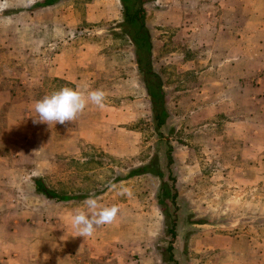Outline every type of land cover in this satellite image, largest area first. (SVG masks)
I'll return each instance as SVG.
<instances>
[{"label": "rangeland", "instance_id": "374dc122", "mask_svg": "<svg viewBox=\"0 0 264 264\" xmlns=\"http://www.w3.org/2000/svg\"><path fill=\"white\" fill-rule=\"evenodd\" d=\"M38 1L0 0V264H264V0H147L160 133L120 0ZM78 85L105 106L33 124L37 100ZM154 157L176 198L160 207L152 175L110 187ZM38 178L121 212L76 236L88 197L47 200Z\"/></svg>", "mask_w": 264, "mask_h": 264}, {"label": "trees", "instance_id": "16d2710c", "mask_svg": "<svg viewBox=\"0 0 264 264\" xmlns=\"http://www.w3.org/2000/svg\"><path fill=\"white\" fill-rule=\"evenodd\" d=\"M61 0H41L34 4V8L42 9L53 6ZM122 8V28L134 47V58L137 69L142 77V82L145 85L146 93L150 99L151 113L155 130L160 133V130L167 124L169 112L167 109V97L163 89V83L160 75L154 71L152 66V42L149 33V28L146 24L145 5L147 0H120ZM57 82H62L59 79H54ZM171 149L168 150V163H172ZM113 176L109 180V185H114L123 180L138 177L142 175H152L159 179V195L157 199L158 205L161 207L165 204L168 198H176V194H171L170 188L163 180V172L159 166L156 157L150 159L147 163L128 170L124 176ZM33 184L37 194L42 195L47 200H54L57 202H68L79 200L88 195L74 194L61 195L54 190L48 188L42 179H33ZM99 193V192H97ZM90 195V194H89ZM171 225V224H169ZM167 225V232L174 236V222L169 227ZM169 228V229H168ZM176 264V263H175Z\"/></svg>", "mask_w": 264, "mask_h": 264}, {"label": "clouds", "instance_id": "9594fccd", "mask_svg": "<svg viewBox=\"0 0 264 264\" xmlns=\"http://www.w3.org/2000/svg\"><path fill=\"white\" fill-rule=\"evenodd\" d=\"M107 100V93L103 89L88 91L81 86L62 87L50 94L44 95L34 104V111L37 114L33 124L47 123L64 125L66 122H73L84 112L89 103L103 108ZM110 187L115 188L114 185ZM120 194L131 195L128 188H121ZM121 210L118 205L106 206L100 203L94 194H90L83 201V206L75 209L71 223L80 237H92L98 228L103 225L114 223Z\"/></svg>", "mask_w": 264, "mask_h": 264}]
</instances>
